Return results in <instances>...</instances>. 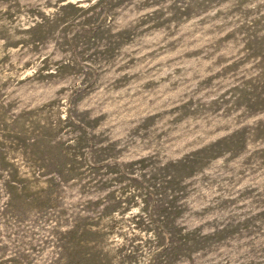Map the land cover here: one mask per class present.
Here are the masks:
<instances>
[{
  "label": "rangeland",
  "instance_id": "374dc122",
  "mask_svg": "<svg viewBox=\"0 0 264 264\" xmlns=\"http://www.w3.org/2000/svg\"><path fill=\"white\" fill-rule=\"evenodd\" d=\"M0 264H264V0H0Z\"/></svg>",
  "mask_w": 264,
  "mask_h": 264
}]
</instances>
